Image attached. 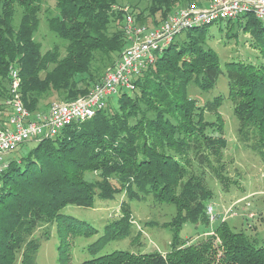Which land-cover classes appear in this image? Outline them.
Here are the masks:
<instances>
[{
  "label": "trees",
  "instance_id": "1",
  "mask_svg": "<svg viewBox=\"0 0 264 264\" xmlns=\"http://www.w3.org/2000/svg\"><path fill=\"white\" fill-rule=\"evenodd\" d=\"M193 1L0 0V115L8 112L9 68L19 72L25 108L44 112L54 102L86 96L101 81L126 46L127 15L136 25L155 27ZM49 2L54 11L45 18L47 28L65 44L42 51L36 34ZM236 19L261 46L262 60L226 63L227 99L238 119L237 133L246 141L254 137L264 162V22L251 14ZM211 25L177 35L134 78L132 91L108 97L92 118L8 159L0 174V264H35L40 242L33 234L54 224L59 264H69L68 237L97 230L63 210L94 208L96 199L122 193L129 200L150 196L175 207L174 217L163 225L173 231L169 251L116 250L81 264H264V242L226 220L197 243L179 235L186 222L209 225L206 209L214 194L205 181L208 172L225 191L235 183L224 160L227 141L219 114L224 97L199 106L192 92H209L222 74L218 55L206 44ZM206 111L214 121L205 119ZM122 205L121 217L104 227L90 250L129 234L131 212Z\"/></svg>",
  "mask_w": 264,
  "mask_h": 264
},
{
  "label": "rangeland",
  "instance_id": "2",
  "mask_svg": "<svg viewBox=\"0 0 264 264\" xmlns=\"http://www.w3.org/2000/svg\"><path fill=\"white\" fill-rule=\"evenodd\" d=\"M195 1V2H194ZM190 4L177 8L175 11L195 4L205 7L210 0H194ZM207 6V5H206ZM46 10V11H45ZM40 15V25L36 34V40L41 44L42 51H46L55 45L62 47L65 43L54 33L50 32L46 24V16L54 11L52 2L43 5ZM171 15V14H170ZM169 15V16H170ZM206 44L219 57L222 74L218 77L215 87L209 92L201 93L194 89L193 97L199 106L212 101L215 97L223 96L224 101L219 108V114L224 123V137L227 148L224 150V160L232 184L228 191L221 188L219 182L208 172L205 181L214 197L207 205L212 207L216 216L209 225L186 222L183 224L179 235L182 240H191L197 243L205 234L212 232L220 221L226 220L236 231H243L256 237L260 243L264 242V162L255 146L252 135L246 141L237 133L238 119L233 113V104L227 99L228 80L226 76V63L230 61H243L257 63L262 60L259 46L249 33L244 32L238 25L237 19L231 21H218L211 25L207 32ZM105 72L102 73V77ZM117 95H113L116 97ZM55 103V102H54ZM53 103V104H54ZM45 110V109H44ZM46 109V111H48ZM42 112V111H41ZM4 112L0 117L6 116ZM207 121H214L215 115L205 112ZM35 145V140L24 143L17 152L7 156L12 158L18 151L30 149ZM127 204L130 212V232L120 239L108 241L95 251L88 247L95 243L104 234V227L111 221L121 217L122 204ZM175 207L172 204H159L148 196L146 198L129 200L127 194L117 195L112 200L101 201L96 199L94 208L67 206L63 213L74 217L79 222L91 225L97 230L91 236H69L70 261L69 264H81L83 261L109 254L116 250L129 251L131 253H151L154 251L165 254L170 249L173 231L168 224L175 215ZM56 225L38 228L33 237L39 240L40 248L35 257V264H59L58 245L60 239L56 232ZM48 238H44V233Z\"/></svg>",
  "mask_w": 264,
  "mask_h": 264
},
{
  "label": "built area",
  "instance_id": "3",
  "mask_svg": "<svg viewBox=\"0 0 264 264\" xmlns=\"http://www.w3.org/2000/svg\"><path fill=\"white\" fill-rule=\"evenodd\" d=\"M251 14L264 22V0H210L205 7L191 4L173 12L155 27L136 25L131 15L124 20L126 46L116 63L106 69L102 80L84 97L71 102L52 104L48 111L30 112L21 98V78L16 68L8 71V112L0 121V174L8 166L7 156L30 140L55 137L63 128L92 118L108 97L134 89V78L153 64L174 38L183 31L211 25L218 21L234 20ZM210 220L216 216L212 207Z\"/></svg>",
  "mask_w": 264,
  "mask_h": 264
},
{
  "label": "crops",
  "instance_id": "4",
  "mask_svg": "<svg viewBox=\"0 0 264 264\" xmlns=\"http://www.w3.org/2000/svg\"><path fill=\"white\" fill-rule=\"evenodd\" d=\"M207 4H205L204 6H206Z\"/></svg>",
  "mask_w": 264,
  "mask_h": 264
}]
</instances>
